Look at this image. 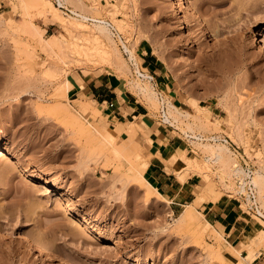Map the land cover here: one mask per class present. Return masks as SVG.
I'll return each mask as SVG.
<instances>
[{
	"label": "rangeland",
	"instance_id": "1",
	"mask_svg": "<svg viewBox=\"0 0 264 264\" xmlns=\"http://www.w3.org/2000/svg\"><path fill=\"white\" fill-rule=\"evenodd\" d=\"M50 1L0 0V141L10 143L0 157V264H237L241 256L231 246L232 238L212 227L197 236L177 218L191 203L204 228L202 203L228 201L252 218L254 230L264 228V217L256 214L246 193L238 191L241 179L232 174L237 165L264 174V50L256 43L259 30L264 31V0H190L202 24L192 14L182 16L176 0H79L88 15L114 24L120 35L113 33L112 40L95 38L92 20L84 21L92 30L71 27L67 13L75 16L70 11L75 2L70 0L60 13L69 27L52 20L53 14L43 19L41 6ZM117 18L122 19L119 24ZM37 25L40 35L32 28ZM216 29L222 33L219 37L212 34ZM54 34L60 39H53ZM147 45L161 60L163 73L148 69L142 60ZM80 46L92 52L90 58L75 52ZM136 65L153 77L149 83L159 102L134 86V81L148 82ZM91 79H102L115 89L123 117L109 113L111 108L82 90L71 91ZM65 80L71 92L63 95L57 88ZM168 100L192 115L180 119L178 126L163 120V102ZM198 119L204 127L194 124ZM190 121L196 132L219 136L229 146L230 168L205 160L208 153L189 137ZM132 125L138 128L140 155L116 154L105 139L121 145ZM101 127L108 131L107 138L99 139ZM153 130L176 141L178 152L207 162L214 191L198 198L206 181L197 175L184 205L163 191L169 202L156 195V187L144 177L147 167H141L150 162L146 135ZM13 150L50 170L61 187L50 178L28 181L11 159ZM163 163L172 169L167 159ZM173 170L177 178L180 172L191 173L186 167ZM24 182L39 191L25 193ZM258 204L264 212V194ZM22 232L41 243L49 257H37L23 245L18 239ZM255 249L254 259L264 264V248Z\"/></svg>",
	"mask_w": 264,
	"mask_h": 264
},
{
	"label": "bare ground",
	"instance_id": "2",
	"mask_svg": "<svg viewBox=\"0 0 264 264\" xmlns=\"http://www.w3.org/2000/svg\"><path fill=\"white\" fill-rule=\"evenodd\" d=\"M50 1V0H49ZM69 0H58V4L59 5H56L55 3H53L52 1H50L48 3V5H43L41 6V10H40V13L43 14V19L47 20L50 19L51 17V14H53V18L52 20H56V21H59V23H61V25L63 27H67L68 26V20H64V18L60 15L61 11L64 12V10L61 9V7H63ZM71 1V4L74 3V8L73 9H70V11L75 15H71L69 13H67L69 15V17H71L72 21L69 20V22L73 23L71 24V27H75L79 30V27L80 28H84V29H88V28H92V27H88V25L84 22L85 20H92V24L94 25L93 27V30L95 29L94 32V35H95V38H101L102 40V36L104 37H107L109 39H113V33H115L114 28H116L114 26V24H112V22H110L109 20H106V19H102L100 17H91V15H88V10L87 8H85V5L82 4L79 0H70ZM39 3V2H38ZM47 3V1H46ZM41 4V3H40ZM176 6L178 7L180 13L182 14V16H185V17H188V15L192 14L195 19H196V22H199L200 24H202V21H201V16L193 11L192 9V6L190 4V0H176ZM66 7V6H65ZM66 18V17H65ZM67 19V18H66ZM118 19V18H117ZM116 19V20H117ZM114 20V19H113ZM119 20V21H118ZM117 21L115 22H120L122 19H118ZM27 21V20H26ZM68 24H67V23ZM31 25V23H29ZM28 24V25H29ZM69 24V25H70ZM119 24V23H118ZM113 27H112V26ZM120 26V25H118ZM69 27V26H68ZM70 27V28H71ZM121 27V26H120ZM32 28L34 29V32L35 33H38L39 35L41 34V30L38 28V25L37 26H32ZM117 29V28H116ZM74 30V29H73ZM92 30V29H91ZM220 30V29H219ZM218 29H216L212 34L213 36L215 37H219L220 34H222ZM73 32V31H72ZM89 32V31H88ZM90 33V32H89ZM37 34V35H38ZM92 34V32H91ZM259 34V37L256 38V43H259L260 45V49L261 50H264V31L263 30H259L258 32ZM93 36V35H92ZM51 37L53 39H56V38H59L58 35L54 34V35H51ZM83 38V37H82ZM60 39V38H59ZM48 42V41H47ZM64 42H66V40H64ZM113 43V42H112ZM68 44V43H67ZM66 45V47H69L68 45ZM79 44V43H78ZM81 44V43H80ZM82 45V44H81ZM125 49L129 51V54H130V58L131 59H135V55L133 54V51L125 44ZM70 49V48H69ZM72 49V48H71ZM59 50V49H58ZM56 51L57 54H61V53H58L60 51ZM63 50V48H62ZM76 50L75 52L78 53V55L80 56V54L82 55H85L87 56L88 58H90V56L92 55V52L86 50L85 48L81 47L80 48H76L74 49ZM105 51V50H104ZM74 52V53H75ZM102 52V51H101ZM106 52V51H105ZM107 53H109V51L107 50ZM107 53H105L104 55H106L107 57ZM67 54V53H66ZM63 55V54H61ZM60 55V56H61ZM98 55V54H97ZM84 56V57H85ZM94 56V55H93ZM95 57V56H94ZM105 57V58H106ZM60 58H63V57H60ZM92 58V57H91ZM104 58V57H103ZM108 58H109V54H108ZM81 59V57H80ZM111 59V58H110ZM62 60V59H60ZM83 60V59H82ZM93 60V59H92ZM95 60V58H94ZM104 60V59H102ZM85 61V60H84ZM97 61V60H96ZM135 61V60H134ZM99 62V61H97ZM96 62V63H97ZM103 62V61H102ZM91 63V62H90ZM135 64V62H134ZM137 66V65H136ZM137 68V71L138 73L144 78L146 79V81L148 82H138V83H134V86L137 87V89L142 92L143 94H145L152 102H159L160 98L158 97L157 95V92L153 89V87L151 86V84L149 83L150 82V78H153L149 73H146V72H142V70L139 68V66L136 67ZM50 70V69H49ZM52 70V69H51ZM46 71V70H45ZM55 71V70H54ZM84 71V70H83ZM61 85V84H59ZM132 86V85H131ZM59 89L58 91L60 92V94L63 92L66 93V92H69L70 91V83L68 80H65L63 82V84L61 85V87L57 88ZM65 95V94H63ZM162 98V97H161ZM163 99V98H162ZM158 100V101H156ZM87 103V102H86ZM63 105V102L60 104V106ZM67 106V105H66ZM73 106V105H72ZM163 106H165V108H163V114H162V117L164 118L163 120L167 121V122H170L173 126L176 125L178 126V122L180 121V119L182 118H189L192 113L188 112V111H185V110H180V108L175 105L171 100H168L166 103L163 102ZM68 108V107H67ZM73 109V108H72ZM201 109V107H200ZM69 110V108H68ZM76 110V109H75ZM70 111V110H69ZM73 111V110H72ZM70 111V112H72ZM74 113V112H72ZM79 113V112H78ZM75 114V113H74ZM191 114V115H190ZM72 115V114H71ZM198 116V115H197ZM195 116V117H197ZM194 117V116H193ZM194 117V118H195ZM192 118V119H194ZM199 119H202L200 118L199 116L197 117ZM197 118H195L194 120H196ZM198 119V120H199ZM73 120H78L77 117H73ZM209 120V119H208ZM187 122V121H186ZM191 124L188 125L189 128H187L188 130L190 129L191 130V133H189V137L191 138H194V142L199 144L200 147L203 148V151H205L206 153H208V155L205 157V160L207 162H212V163H219V164H222V165H219V166H231V164L233 163L232 162V157L231 156V150L229 148V146L225 143V142H222L221 141V137L219 136H211L210 138L208 137H205L204 134H202V132H196L194 130V127L192 125V121H190ZM198 122V121H197ZM213 122V120H212ZM177 123V124H176ZM205 122H203L202 120H199L198 123H196L195 121V125L197 124V126L200 127H204V124ZM89 124H92L91 122H89ZM125 128V127H124ZM96 129V128H95ZM103 128L101 127V130ZM127 129V127H126ZM124 130V129H123ZM137 126L135 125H132L130 126L128 129H127V137H126V140L125 142L123 141L121 145H118L116 143L113 142V140H108V138L105 136L107 135L108 131L106 130V134L104 132V129L102 131L98 130L99 134H100V137L99 139H103V137H106L107 140L105 139V141H110L109 143H111V146L113 149L116 150V154L117 153H121L123 154V152H125L126 154H128L129 156L131 155H136V150L137 148L139 149V143L137 142L136 140V137H137ZM186 132V130H185ZM188 133V131H187ZM186 133V134H187ZM232 134V133H231ZM230 134V136H231ZM108 135H111V134H108ZM234 134H232V137L233 139H236L235 137L236 136H233ZM237 135V134H236ZM103 136V137H102ZM240 136V135H239ZM98 137V136H97ZM110 139V138H109ZM224 139V138H222ZM205 140H207L205 142ZM225 141H227V139H225ZM106 142V143H108ZM229 142V141H228ZM108 143V144H109ZM194 143V144H195ZM196 144V145H197ZM10 146V143L8 140H1L0 141V157L4 156L5 153H6V148ZM138 146V147H137ZM201 148V149H202ZM200 149V150H201ZM136 151V152H135ZM124 153V154H125ZM138 155H140L139 152H137ZM11 159H15L17 160V163H16V168L20 167L22 168L23 172H24V175L26 177V179L28 178V181L29 179H34V178H37L39 180H46L48 178L51 179L52 181V184H55L57 188H60L61 185L59 183V181L54 178L52 176V173L50 170H48L47 168H43V167H40L38 166L37 164H34L33 162H31L30 160H27L24 156V154L20 151V150H13L11 152ZM157 156L159 157V160H160V165H163V160L164 159H167V161L169 162V164L176 168V169H182L183 167H186V169L190 170L191 173L193 172L194 175H198L200 177H202V179L204 178L205 181H206V184L204 186V190L202 191L203 195L202 196H199L198 198H204L205 195H207L208 191H210V189L213 190V187H214V182L215 180H211L210 178V175H208V171H207V168L209 167V164H207V162H205L204 164L202 162H199L200 160L197 159L196 156H193L192 159L190 157H188L185 153L183 152H172V153H169L167 158H164V156L161 154V152H158L157 153ZM141 158V156H140ZM202 160V159H201ZM204 160V161H205ZM150 162H147V163H143L141 165V167H144L142 170H145V168L148 166ZM239 164V163H238ZM18 166V167H17ZM230 168V167H228ZM15 169V168H14ZM226 169V168H224ZM229 170V169H228ZM262 170V169H261ZM18 171V170H17ZM225 171V170H224ZM180 172V170H179ZM230 172V171H229ZM16 173V172H15ZM178 172H176L177 174ZM189 172L186 171H183V172H180L179 173V176H178V180L181 182V183H185L189 178H190V174ZM231 173V172H230ZM229 173V175H231ZM232 174L235 175V176H239L240 179H241V182L238 186V191L240 192H245L246 193V198L247 200L252 203H256L257 204V207H258V210H259V214L264 217V212L262 211V209L260 208L259 204L258 203H262V199H263V194L262 193V190L263 187H264V174L263 172H261L260 170H256V171H253V173H250L248 172L247 170H245V168H243L242 166L240 165H237L233 170H232ZM11 175H12V172H11ZM178 175V174H177ZM234 176V177H235ZM26 181V180H25ZM233 182V181H232ZM29 184V182H28ZM27 183L24 182V186H23V191L27 194H34L36 192L39 191V188H37L36 186H30L28 185ZM216 184V183H215ZM151 189L148 187V190ZM211 190V192H213ZM150 191V190H149ZM152 191V189H151ZM155 193L156 195H158L159 197H163L164 199H166V197L157 189L155 188ZM206 193V194H205ZM205 194V195H204ZM197 198V199H198ZM168 202L170 201L169 199H166ZM259 201V202H258ZM188 206V209L182 211L177 220H178V223H188L192 230H193V233L195 235H201L205 228H209V227H212V231L218 233L219 235H221V233L208 221L205 219V227L202 228L199 226V219L198 217L195 215L196 213L198 212H195V208H194V205L193 204H187ZM200 211V210H199ZM203 214V213H202ZM264 221V220H263ZM203 235V234H202ZM225 237V236H224ZM249 238L250 240L249 241H246L245 243L242 244V247L241 248H235L234 251L241 256L239 262L237 264H244V261H248L250 262L251 260L254 259V252L256 251L255 247L256 248H264V228L263 229H259V230H254V231H247L246 232V238L247 239ZM18 239L20 240V242L27 246V248L29 247L30 250H32V252H34L37 257H41L42 255L44 257L48 256L46 252L47 250L45 249V247L37 242V241H34L30 238L29 235L25 234L22 232V234H20V236H18ZM221 241V240H220ZM259 246V247H258ZM237 247V246H236ZM28 248V249H29ZM219 248V246H218ZM219 250V249H218ZM221 250V248H220ZM244 250H247L248 253L245 255L243 254V251ZM255 250V251H254ZM258 250V249H257ZM260 251V249H259ZM216 253V251H215ZM213 254V251L212 249L208 252V256H211ZM219 254V253H218ZM258 253L256 252V255ZM220 258L221 259H226L225 256L223 254H219ZM49 257V256H48ZM47 257V258H48ZM46 258V259H47ZM48 260V259H47ZM50 260V259H49ZM222 261V260H221ZM229 263V262H228Z\"/></svg>",
	"mask_w": 264,
	"mask_h": 264
},
{
	"label": "crops",
	"instance_id": "3",
	"mask_svg": "<svg viewBox=\"0 0 264 264\" xmlns=\"http://www.w3.org/2000/svg\"><path fill=\"white\" fill-rule=\"evenodd\" d=\"M141 54L142 60H146L147 62L148 69L163 73L161 60L154 54L149 45L144 46V50ZM74 89L77 90V94L82 90L81 93H84L87 97H92L101 105H104L106 101H112L114 106L110 107L111 112L109 113L119 114L122 117L124 116L121 111L123 105L122 99L115 89L102 81V79H91L85 82L84 87L76 85L71 91ZM110 108L105 106V109ZM146 136H150L151 141L146 152V156L150 157V163L144 172V177L160 192L163 191L164 194H169L177 198L176 203L184 205L183 202L186 201L185 199L192 193L191 189L196 184L194 179L197 175L193 174L185 183H181L177 178L176 172L173 170L174 168L171 167V170H167L160 165V160L157 156L158 152H161L162 155H168L172 150L178 151L180 150V145L164 133L159 132L156 134V130H153ZM185 149L188 148L186 147ZM202 207L206 220H208L220 233H224L229 238H232L231 246L233 248H237L236 246L241 247L242 244L245 243L247 231H254L253 227L255 225L252 223V218H248V215L245 214L243 209L241 210V207L235 203L228 201H206L202 203ZM249 264L263 263L256 258Z\"/></svg>",
	"mask_w": 264,
	"mask_h": 264
},
{
	"label": "built area",
	"instance_id": "4",
	"mask_svg": "<svg viewBox=\"0 0 264 264\" xmlns=\"http://www.w3.org/2000/svg\"><path fill=\"white\" fill-rule=\"evenodd\" d=\"M113 29H114V31L116 32L117 35H120L119 31L116 28L113 27ZM105 104H106V107L107 108H110V107H113L114 106V103L112 101H106ZM253 205H254L253 210L259 216V210H258L257 204L256 203H253Z\"/></svg>",
	"mask_w": 264,
	"mask_h": 264
}]
</instances>
